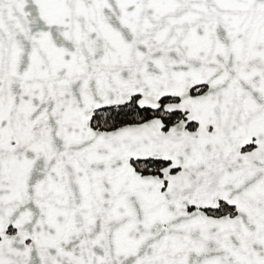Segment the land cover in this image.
I'll use <instances>...</instances> for the list:
<instances>
[{
    "label": "snow or ice",
    "instance_id": "1",
    "mask_svg": "<svg viewBox=\"0 0 264 264\" xmlns=\"http://www.w3.org/2000/svg\"><path fill=\"white\" fill-rule=\"evenodd\" d=\"M0 264H264V0H0Z\"/></svg>",
    "mask_w": 264,
    "mask_h": 264
}]
</instances>
